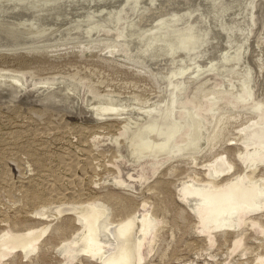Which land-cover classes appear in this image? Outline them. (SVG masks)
<instances>
[{"label":"bare ground","instance_id":"1","mask_svg":"<svg viewBox=\"0 0 264 264\" xmlns=\"http://www.w3.org/2000/svg\"><path fill=\"white\" fill-rule=\"evenodd\" d=\"M25 1H29L28 7L31 5L28 10ZM82 1L0 0V59L15 57L18 66H0V110H26L35 117L32 123H37V118L44 119V127L38 125L40 128L34 129L33 136L40 133L48 136L52 130L75 131L86 140V133L93 132L92 141L86 140L89 145L86 155L95 149L109 155L113 172L105 182H112L126 192L138 193L146 189L158 193V201L147 199L141 207H135L122 191L93 196L83 188L67 195L66 189L59 188L53 180L56 179L53 178L55 171L50 173V170L49 175L45 173L28 185L22 186L21 181L22 197L15 200L22 202L20 209L39 207L34 213L57 218L46 222L42 219V223L24 230L17 229L20 223L17 215L6 218L10 226L0 232V264H14L17 257L40 254L51 244L52 237H45L48 231L67 236L66 216L63 214L61 218L60 215L68 211L75 213L74 221L80 226L58 247L67 262L90 255L105 264L143 263L142 260L155 249L160 232L168 222L165 216L167 201L161 198L163 184L167 183L164 176L168 173L180 176L175 187L176 196L211 245L216 244L222 232L237 233L233 251L248 250L245 240L252 232L257 234V239H264V0H149L147 3L136 0L141 4L144 1L142 5L137 2L138 7L133 0L132 5L136 4L138 10H128L123 17L109 22L111 25L107 21L103 28L91 30L92 33L87 31V34H84L86 26L94 22L84 25V19V26L77 28L73 21L76 28L70 29L72 23L65 25L67 16L71 17V12L67 13L69 10L64 11L66 22L64 15L60 17L64 23L59 22L60 18L55 20L59 13L55 16L50 12L54 18L47 15L54 7L62 9L71 3L84 4ZM96 1L92 3L97 4ZM120 1L121 4L114 3L122 5L124 0ZM114 3L109 4L111 9ZM98 6L95 8L99 9ZM78 7L82 8L81 4ZM109 7L108 11L104 10L109 12ZM94 11L97 15V10ZM82 12L77 16H82ZM166 14L170 16L166 18ZM145 20L149 24L141 26ZM258 23L263 26L255 30ZM87 35L88 40L93 39L91 43L98 46L88 47L86 41L81 42L79 44L86 47L75 45L80 53L102 44L107 53L119 59L116 61L129 62L127 64L148 75L145 79L151 85L147 87H153L152 92L148 90L152 95L138 92L142 88L131 93L105 90L106 87L100 89L94 83L96 80L93 82L90 77L83 76L77 68L64 72L61 70L63 64L52 62L48 56L49 49L74 45V41ZM28 53L35 57L29 59ZM104 60L108 65L113 57ZM135 75L130 81L135 87H141L143 74L141 77ZM97 82L103 84L100 80ZM75 119L90 123L72 122ZM233 124L237 125L232 127L236 129L233 143L222 145ZM22 133L25 134L14 133L15 138ZM25 145L20 146V155H28L35 169L45 168L49 158H42L44 155H39L38 151L29 152L31 147ZM19 152L15 158H19ZM59 158L69 170L80 169L78 158L71 152ZM88 159L86 165L92 166ZM13 162L12 167L8 164L0 170L6 182L13 171L21 173L23 161ZM104 169L108 170L106 166ZM43 184L47 193L38 195L36 189ZM58 200H63V204L54 208ZM256 261L264 264V256L258 255Z\"/></svg>","mask_w":264,"mask_h":264},{"label":"rangeland","instance_id":"2","mask_svg":"<svg viewBox=\"0 0 264 264\" xmlns=\"http://www.w3.org/2000/svg\"><path fill=\"white\" fill-rule=\"evenodd\" d=\"M84 1H82L84 4H82L80 2L79 3L77 2L76 4L74 3L75 5L73 3L69 4L68 6L72 11H70V9L68 8L67 5H66L67 8H65L66 6H63L65 10L63 9V7H62V9L57 7L60 10V11L58 10V12H56V10H57L56 7H54V9L53 8L50 9V10H53V12L48 9L49 11L47 12V15L49 14L51 17H53L54 15L52 16L51 15L52 13L56 14L55 16H57L59 13V16H57V17L54 16L55 20L59 21L61 19L60 17H64L66 15L65 12L69 10L67 13L71 12V17L74 16L75 18L74 17L71 18V17H69V15L68 16L66 15L68 17V20H67V23H65V25L66 24L69 25L70 23H72L74 21L73 22L74 25L78 28L79 26L83 25L85 20H86V22L84 23V25L90 24L91 22H94L93 25L91 24L92 27L90 25L86 26V32H84V34H87L88 33L87 31L92 33V31L95 29L103 28V26H105L107 24L111 25V23L113 22L112 21L113 19L120 18L121 16L123 17L124 13H126V11H128V10L133 11L138 7V3L141 4L140 1H136V0H134V1L128 0V1H131L130 3H127L128 2L127 0H124V1L122 0L123 1L122 5H124V4L125 5L124 6L118 5L117 6L116 4H121L122 2L120 0H119L120 2L118 0H114L116 2V4H115L114 1L111 0L115 4V5H113V7L111 9V7H109V4H111L110 6H112V2L108 1V0H101V1L98 0V1H96L97 4L92 3L93 1L95 2V0H91L90 3H88L90 0H87L88 2H86V1L84 2ZM102 1L103 2L105 1L103 3V5H102ZM132 1L133 2L136 1V4H137L136 8H135L136 4L134 3L135 5L133 6ZM28 2L29 1L23 2L24 4L25 3L27 4V7H26L27 10L31 6L29 4L30 6L28 7ZM99 2L101 3L100 6L101 7L104 6L106 9L102 7V9H103L102 10L101 7L98 6V4H100ZM145 2L147 3V2H149V0H145ZM80 4H81L82 8L78 9L79 8L78 6ZM87 4L93 8H90V7H88V8L84 7L83 8V5L88 6ZM93 4H94V6H93ZM104 4H106V5H104ZM142 4H144V1L142 2ZM70 5L73 6L74 9L71 8ZM96 5L98 6V8L100 10L95 8ZM75 6H76V9L78 11L75 9ZM115 6L116 7L122 6L121 8L120 7L117 8V10L118 9L121 10L123 8L126 10L119 13L120 10L116 11ZM108 7H109V12H107ZM114 7H115V9H114ZM127 7H128V9H127ZM91 9L93 11L97 10V15H95V13H96L95 11H94V13L91 12L92 11ZM104 9L107 11H105ZM183 9L184 8H182V10ZM36 10H38V9H36ZM61 10H63L64 14L61 13ZM82 10H84L85 13H83ZM136 10H138V8ZM76 11H77V13H76V15H74L73 13H75ZM80 11L83 13V15L80 14L82 16H77V15H79V13H81ZM88 11H90V12H88ZM100 11H103L104 13H101ZM144 11L147 12L146 10H144ZM50 12H51V14H50ZM255 12H256V10H255ZM90 13H91V15H90ZM105 13L107 15H105ZM169 13L172 14L173 11H170ZM84 14H86V16ZM170 14H166L167 17L166 16L165 17L168 18L170 16ZM89 15L91 17H88ZM93 15H95L96 18L93 17ZM66 16L64 17V19L65 18L67 19ZM78 17H79V19H77ZM147 17H149V15H147ZM70 18L72 19V21ZM89 18L90 19L92 18L93 20L96 19V20L93 21L91 19L90 21H88ZM64 19H61V21H59V22H63ZM66 19H65V22H66ZM82 20H84V21H82ZM107 21H108V23H107ZM78 22H79V24H78ZM101 22H102V24L100 25ZM109 22H111V23L109 24ZM73 23L71 25H69L70 29L72 26H74ZM80 23H82V24H80ZM103 23H105V24L103 25ZM98 24L102 27L98 26ZM143 24L144 25L149 24L148 20H145V22L143 21L141 26H144ZM94 25L98 26V27H94ZM257 25L261 26L262 24L258 23V24H256V26ZM75 26L73 27L74 30L76 28ZM259 26L255 27V30L262 28L263 25L261 27H259ZM85 37L86 38H84V39L76 40V42L74 41L73 42L74 45L69 44V46L66 45L67 47L66 46L64 47L62 45V47H60V46L58 47L59 49L58 48L57 49L56 48L49 49L50 51L52 50L53 52L51 51V53H50V51H48L49 52L48 56H50L52 62H58V63L63 64V68L61 69L62 71L72 72V71H75L77 68L79 71H81V74L83 76L90 77L93 80V82L96 80L94 83L97 84V86H99L100 89L104 90L106 87L105 90H107V89L108 90H115V91L117 90L118 92L122 91V93H128V92L131 93L132 91L135 92V91L139 90V88H142L138 92H140V93L147 92L146 93L147 96H149V93H150V95H152L151 89L153 87L150 88L151 85L147 84L149 82H148V80H146L148 75L147 74L145 75V72L143 70L140 71V69L138 70L136 67L134 68V66L127 64V63H129L127 61H126L127 63H125V64L124 63L121 64V62L116 61L119 59H117L116 57H114L110 53H107L108 51L102 47L103 46L102 44L99 45V48L96 47V48L87 49L85 51V53H83V52L80 53L79 48H77L79 45H80L79 46L80 48H84L86 46H88V47L98 46L95 42L91 43V41L93 39L89 38V40H88L89 35H87ZM90 37H91V35H90ZM96 38L97 37H95L94 40ZM85 41H86L87 45L86 46L81 45L82 43H85ZM79 43H81V44H79ZM75 45H77V47H75ZM73 47L75 50L73 49ZM58 53H60V54H58ZM28 54L29 55H27V56L29 57V59H33L35 57L33 55H30V53H28ZM62 56H64V57H62ZM102 56H103V58H102ZM108 56L109 57L111 56V58L113 57V60H109L110 64L107 65V64H105L106 61L104 59ZM14 58L15 57H11V56L6 57V58H1L0 59V66H3V67L17 66V64H16L17 62H14ZM55 58H57V59H55ZM16 61H19V59L16 58ZM34 63L31 66L34 67ZM132 69H134V71ZM125 71L127 73H124ZM136 71H137V73H136ZM133 74H136L135 77L136 76L141 77V75L143 74L142 75L143 81H141L142 84H140V82H139L141 87H139V85H138V87L137 86L135 87L134 84L130 81L134 78ZM128 79H129L130 83L128 82ZM144 79H145V81H144ZM99 80L102 81L103 84H100L99 82H97ZM103 80L106 82L105 85H104ZM98 84L103 85V87L98 85ZM143 84H144V86H143ZM111 85H112V87H111ZM124 85H129V86H125V87H127V88H125ZM114 86H115V88H114ZM130 86H132V87H130ZM147 86H150V87H147ZM108 87H110V88H108ZM120 88H121V90H119ZM122 88H123V90H122ZM128 88H130V89H128ZM126 89L129 91H126ZM148 90H150L151 92L150 91L148 92ZM32 118L35 119V117H33L30 114V112L23 110V109L19 110V112H12V111L5 110V109H3L2 111L0 110V157H2V159H0V170H2L5 167V165H8V164H9V167H12L14 160H16V161L21 160V162L23 161L22 166H21L22 170L20 169L21 173L13 171V173L11 174L13 176L10 177L8 182L4 181V179L2 177L3 171L2 172L0 171L1 172L0 173V232H2L3 230L7 229L10 226V224H8L9 220H7L8 217H12V216L15 217L16 215H17L16 218L20 222L18 225V228H17L18 230L27 229L28 227H31V225L32 226L38 225L39 223H42L43 220H44V222H46L49 219L57 218V217H51L50 218V217H46V216L44 217V216L38 215L37 213H34V212H36V210H38L39 207H37V209L35 210V208L33 209L31 206L30 207L27 206L26 209H24V210L22 209L23 210L22 211L20 209L23 206L22 202H15L16 199H21V197H22V191L20 189L23 185H28L29 183H32L34 180L39 179V176H41V175L42 176H45L46 174L49 175L50 171H51L50 173L55 171L53 173H54V175L56 174L55 177H53L56 179H53L52 177L49 178L50 182L55 180L56 184L59 188H61L60 186H63V189H66L67 195L68 194L70 195L73 191H78L81 188H83L85 192L91 193L93 196H102V194H104L107 191H111V192L114 191L115 193H120L119 191H122L124 193V195L126 196V198H128L130 200V202L135 207L136 206L141 207L142 202L144 200H147V199H148L147 201H150V202L158 201V198H157V196L159 195L158 193H152L151 191H148L146 189H143L141 192H138V193H135L134 191L132 192V190L126 192V191H123L122 189H120L118 186H116L112 182H105V178H107L110 175V173L113 172L112 171L113 167L109 161L110 158H108L109 155L108 154H105V155L101 154L100 153L101 149L100 150L95 149L94 150L95 154H94V152L90 153V155H92V156L89 155V152H88V155H86L87 154V148L89 146V145H87L86 140L92 141L93 136H94V135H92L93 132L91 133L90 131H88L90 133H88V132L86 133V137L88 136L86 140L83 139V137H80V135H78V133L76 134L75 131H65V133H64L61 130L60 131L52 130L50 135H48V136H47V134L43 135L41 133L37 136H35V135L33 136L34 129L38 128L39 127L38 125H40V127L43 125L42 127H44L45 121H44V119H38L37 118L36 119L37 123H32L33 122ZM85 121L86 120H84V119H78V120L75 119L72 122H74V123L77 122L78 124L79 123H90L88 121H86V122ZM233 126H234V128L237 127L236 124L235 125L233 124L231 126V128H229V130L227 131V135L224 139L225 142L223 141L222 145L233 143V141H232V138L234 136L233 133H235V131H236V129L234 130V128H232ZM29 129H31L32 131L29 132L28 131ZM16 132H25V134L22 133L19 137L20 140H18L19 138L16 139L14 136V133H16ZM72 132H74V133H72ZM23 144L24 145L30 144L28 146L25 145L28 148H29V146L31 147V148H29V152L30 151L31 152L38 151L39 155H42V156L44 155L43 157L41 156L42 158H47V157L49 158V160L46 161L48 163V165L46 163V167H45L46 169L45 168H40L38 170L35 169L36 167L34 165H32V162H31L32 160H31V158L28 157V155H25V154L20 155V152H19L21 149L20 146H23ZM18 148H19V150H18ZM15 150H18V151H15ZM18 152H19V154H18L19 158H15L16 157L15 155H17ZM69 152H71L74 155V158H78L77 160L80 162V166H81V167L80 166H78V167L80 169L76 168L75 170L71 171V170H69L68 167H66L64 164H62L60 162L59 157H62V158L64 156L67 157V154ZM89 156H90V158H89ZM93 156H96V157H93ZM3 157H5V158H3ZM104 158H105V160H104ZM207 158H211V157H207ZM87 159H88V161L91 159L90 161L92 162L93 167L91 165H88L89 167L86 165ZM95 159H97V161H95ZM101 159H102V163H100ZM96 162L98 163L97 165H96ZM108 162L110 164H108ZM102 165L104 167L106 166L108 168V170L104 169V167ZM100 166H101L102 170H100L101 169ZM66 168H68V169H66ZM77 169H78V171H77ZM84 171L86 173H84ZM94 172L97 173V175ZM63 174H65V175H63ZM177 174L178 173H168L166 175L167 177L164 176V178H166L165 180L167 181V183L163 184V194H161V198H163V201H165V202L167 201L168 212L165 214V216L167 217L168 222L165 224L164 229L160 232V237L158 238L156 245L155 246L153 245L155 247V249L153 248L154 249L153 252H151L148 255V257H146L144 260H142L143 263L140 262L139 264H190V263L191 264H257L258 263V261H256L257 256L258 255L264 256V239H263V237H260L262 240H259L260 238L257 239V234L252 232V234L249 235L248 237H246V240H245V244L248 247V250H245L244 248H240L236 251H233L235 242H236V240H238L237 233H234V232L224 233V232H222L221 234H219L217 236L216 244L214 243L215 245L214 244L211 245L208 238L195 227L196 222H195L194 217L189 213L186 206L183 205L180 202V200L178 199V197L176 196L178 191L176 190L175 187H176L177 183L179 182L178 179L180 178V176H177ZM63 176H66V177H63ZM72 176H74V177H72ZM29 177L32 181H30ZM32 177H34V178H32ZM77 177L80 180H78ZM83 177H85V178H83ZM92 177H93V179H92ZM64 178L68 179V180H65ZM41 180L44 182V179H41ZM58 180H59V182H58ZM69 180H71V181H69ZM21 181H22V183H21ZM94 181H96V182H94ZM20 183H21V185L22 184L23 185L21 186ZM11 184H13V185H11ZM44 184L41 188L36 189V191L39 192V194H38V192L35 191L36 194L45 195L47 193V192H45L46 186ZM41 185H42V183H41ZM79 185L80 186L82 185V186L80 187ZM65 186H67L69 190ZM74 189H76V190H74ZM61 201H63V200H61ZM61 201L58 200L53 205V207L54 208L55 207H61V205L63 204ZM19 209L21 212L20 211L18 212ZM69 212L71 213V215L69 214ZM17 213L18 214L20 213V214L18 215ZM65 213H67V212H65ZM65 213H62L60 216H61V218L66 216L65 218H66V223H67L68 235L67 236L56 235V234H52L51 231H48L46 233L45 237L46 238L52 237L50 245L45 247L40 252V254H38V255L37 254L31 255L32 257L30 256L28 258H25L24 256L23 257L22 256L17 257L15 259L16 261L14 264H98V263L99 264H105L104 262L99 261L90 255L89 256L85 255L84 256L85 258H83L84 260L82 259L81 256H79L75 260H73L71 262H67L65 260V258L59 253V248L62 246L64 240L67 237H69L70 235H72L73 234L72 232H76L78 226H80L79 222L74 221V218L76 216L75 213L72 214L71 211H68L67 214H65ZM63 214H64V216H63ZM18 216H20V217L18 218ZM76 224H77V226H76ZM157 243H158V245H157ZM156 249H158V250H156ZM80 257H81V259H80ZM8 264H9V262H8Z\"/></svg>","mask_w":264,"mask_h":264}]
</instances>
